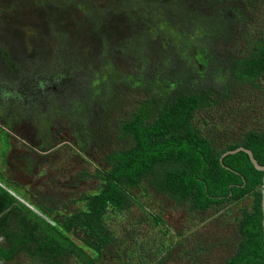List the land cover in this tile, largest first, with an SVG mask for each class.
I'll list each match as a JSON object with an SVG mask.
<instances>
[{"label":"rangeland","instance_id":"1","mask_svg":"<svg viewBox=\"0 0 264 264\" xmlns=\"http://www.w3.org/2000/svg\"><path fill=\"white\" fill-rule=\"evenodd\" d=\"M48 1L0 0V58L11 67L10 76L0 78V131H12L27 144L24 151L29 154L26 157L30 169L26 189L21 193L45 220L44 215L60 219L82 210L87 197L99 190L100 180L91 175L104 171L103 158L124 146L117 135L118 126L139 103L174 87L177 74L187 67L191 80L195 69L200 74L204 68V55L200 52L204 32L198 26L183 30L177 25L174 30L165 31L159 16L149 25L146 16L155 6L138 0L132 4L131 19L140 27L141 35L113 53L108 61L100 60L99 70L91 73V94L84 98L85 103L67 99L63 106L62 93L69 86L73 88L74 77L79 76L76 70L58 66L63 61L58 50L65 48L67 40H61V45L59 41L52 43L54 51L46 70L16 79L13 68L18 65L13 61L12 47L17 40L1 32L10 28L9 22L13 21L23 37L26 54L29 53L31 43L42 37L41 23L31 7L36 2L43 7V2ZM204 2L192 6L191 11L199 7L201 15L219 16L224 7L226 14L237 8L234 14L240 22L232 24L224 38L222 34L217 36V32L213 34L219 39L215 47L221 57H234L250 48L252 42L264 39V0ZM85 11L78 8L70 21L76 23ZM228 17H233L232 13ZM69 25L74 30L75 24ZM77 35L84 38L82 30ZM63 52L68 55L67 50ZM260 85L261 89L240 90L248 97L245 96V104L236 99L221 109L197 113L194 124L214 148L238 142L250 130L264 129V111L259 112L252 105L257 97H264V78ZM17 131H25L27 136L18 135ZM9 144L4 138L0 155L10 152ZM130 197L132 207L128 211L111 210L106 216L116 244L104 252L97 264H223L234 252V244L230 243L236 231L235 219L242 210L250 208L252 199L194 213L186 205L155 194L146 181L138 190L131 191ZM69 238L83 248L87 234L74 229ZM90 255L96 258L93 252ZM4 264L47 263L22 253ZM58 264L81 263L68 255Z\"/></svg>","mask_w":264,"mask_h":264},{"label":"trees","instance_id":"2","mask_svg":"<svg viewBox=\"0 0 264 264\" xmlns=\"http://www.w3.org/2000/svg\"><path fill=\"white\" fill-rule=\"evenodd\" d=\"M135 1L138 0H50L47 4L43 2V7L34 3L31 8L41 23L42 37L31 43L29 53L26 54L23 37L13 21L9 22L10 28L1 29L17 40L12 47V58L18 65L13 68L15 78L46 70L54 51L52 43L59 41L61 45V40H67L63 50H67L68 55L58 50L63 58L58 66L76 70L79 76L74 77L73 88H65L61 104L64 106L67 99L85 103L84 98L91 92V73L99 70L100 60L108 61L113 53L141 35L140 27L131 19ZM143 1L155 6L146 16L147 24L152 25V19L159 16L165 31H172L177 25L183 30L198 26L204 32L200 38L203 71L199 74L195 69L191 80L187 77V67L177 74L174 87L139 103L124 119L117 129L124 146L103 158L104 171L91 175L100 180L101 186L87 197L82 210L60 219L50 216L51 225L21 206L29 220L17 215L13 227H5L4 236L9 246H0L1 264L22 253L47 264L61 263L68 255L77 257L81 264H97L104 252L116 244L114 234L106 225V216L111 210L128 211L132 207L130 192L138 190L145 181L155 194L186 205L194 213H205L230 202L252 198L250 208L242 210L235 219L236 231L230 243L234 244V252L223 264H264L261 208L264 174L254 168L244 152L227 155L221 161L226 152L245 147L264 165V129L250 130L240 141L218 149L194 124L198 112L221 109L222 105L236 102V99L245 104L247 95L241 92L261 89L264 39L252 42L250 48L234 57H221L215 47L219 39L213 34L217 32V36L222 34L224 38L231 25L240 22L234 14L236 7L227 11L233 16L229 18L226 7L224 11L219 10V16L201 15L199 7L191 11L192 6H201L205 0ZM78 8L86 11L72 23L69 18ZM69 24H75L74 30L69 29ZM80 30L84 38L78 37ZM8 64L0 58L1 79L10 76ZM263 100L264 97L255 99L252 104L255 110L264 111L261 109L264 108ZM74 229L87 234L83 248L69 238Z\"/></svg>","mask_w":264,"mask_h":264},{"label":"crops","instance_id":"3","mask_svg":"<svg viewBox=\"0 0 264 264\" xmlns=\"http://www.w3.org/2000/svg\"><path fill=\"white\" fill-rule=\"evenodd\" d=\"M4 138L10 141L8 145L10 152L8 154L3 152L0 155V237L3 239L0 246H9L4 236L5 227H13L17 215L28 221L29 216L25 213L24 208H28L39 217L42 215L37 213L33 205L21 193L26 189V179L30 169L26 157L29 154L24 151L27 144L23 143L12 131H0V143ZM17 142L20 143L17 144Z\"/></svg>","mask_w":264,"mask_h":264},{"label":"water","instance_id":"4","mask_svg":"<svg viewBox=\"0 0 264 264\" xmlns=\"http://www.w3.org/2000/svg\"><path fill=\"white\" fill-rule=\"evenodd\" d=\"M239 152H244L249 156L250 162L251 164L254 166V168L259 171L262 172L264 174V165H261L255 158L253 152L245 147H239L235 150H231L226 152L222 158L221 161L223 160V158H225L227 155H233V154H237ZM261 208H262V214H263V235H264V176H263V185H262V203H261ZM263 241H264V236H263Z\"/></svg>","mask_w":264,"mask_h":264},{"label":"flooded vegetation","instance_id":"5","mask_svg":"<svg viewBox=\"0 0 264 264\" xmlns=\"http://www.w3.org/2000/svg\"><path fill=\"white\" fill-rule=\"evenodd\" d=\"M22 91H24V90H22ZM25 94H27V92ZM17 134L21 135V136H27V133L25 131H17Z\"/></svg>","mask_w":264,"mask_h":264},{"label":"built area","instance_id":"6","mask_svg":"<svg viewBox=\"0 0 264 264\" xmlns=\"http://www.w3.org/2000/svg\"><path fill=\"white\" fill-rule=\"evenodd\" d=\"M50 222V224H52V222L50 220H47ZM3 239L0 237V243H2Z\"/></svg>","mask_w":264,"mask_h":264},{"label":"clouds","instance_id":"7","mask_svg":"<svg viewBox=\"0 0 264 264\" xmlns=\"http://www.w3.org/2000/svg\"><path fill=\"white\" fill-rule=\"evenodd\" d=\"M39 211V210H38ZM47 220H50L47 216H44ZM46 220V221H47ZM51 221V220H50ZM49 224H50V222L49 221H47ZM3 242V241H2ZM1 244V243H0Z\"/></svg>","mask_w":264,"mask_h":264}]
</instances>
